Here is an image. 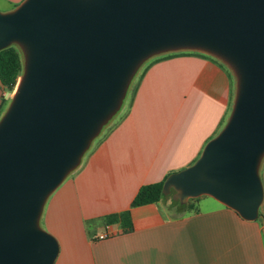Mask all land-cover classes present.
I'll return each instance as SVG.
<instances>
[{
  "label": "water",
  "instance_id": "obj_1",
  "mask_svg": "<svg viewBox=\"0 0 264 264\" xmlns=\"http://www.w3.org/2000/svg\"><path fill=\"white\" fill-rule=\"evenodd\" d=\"M18 45L24 68L0 118V264H54L40 226L49 196L121 108L149 58L214 56L235 74L229 117L163 190L181 202L208 195L256 220L263 201L264 0H24L0 11V50Z\"/></svg>",
  "mask_w": 264,
  "mask_h": 264
},
{
  "label": "crops",
  "instance_id": "obj_2",
  "mask_svg": "<svg viewBox=\"0 0 264 264\" xmlns=\"http://www.w3.org/2000/svg\"><path fill=\"white\" fill-rule=\"evenodd\" d=\"M23 1L0 0V11ZM216 59L175 55L145 70L121 105L120 122L47 199L45 219L60 247L54 264H264V196L256 220L211 196L209 207L199 198L194 210L168 195L131 205L143 185L192 165L225 125L236 92L229 68ZM14 92L0 81V118ZM259 174L264 191V157ZM123 211L130 227L105 221ZM105 231L112 235L98 239Z\"/></svg>",
  "mask_w": 264,
  "mask_h": 264
},
{
  "label": "trees",
  "instance_id": "obj_3",
  "mask_svg": "<svg viewBox=\"0 0 264 264\" xmlns=\"http://www.w3.org/2000/svg\"><path fill=\"white\" fill-rule=\"evenodd\" d=\"M195 53L203 54L197 51H179V52H171V53H166V54L157 56L146 64V66L141 71L137 79V82H139L145 70L154 62L159 61L161 59L171 57V56H175V55L195 54ZM23 68H24L23 56H22L20 49L15 44L3 50H0V81L4 85V87L7 88L9 91H14L17 81L19 77L21 76V74L23 73ZM229 72L231 73L230 70ZM137 82L130 96H132L135 93L136 88H137ZM119 122L120 120L110 124L109 127L106 129V131L102 134V136L99 137L98 142L102 138H104L113 128H115ZM167 177H165L162 181L143 185L139 189L131 205L134 207V206H140V205L149 204V203H157L160 200L164 199L167 196V194L163 190V185ZM198 199L199 197L190 198L186 202H181L178 199L176 203L183 210H194L195 209L194 202L197 201ZM260 218H261V214L259 213V216L257 219H260ZM105 221L107 223L120 222L122 225L130 227L131 226L130 212L123 211L121 213L110 214L105 217Z\"/></svg>",
  "mask_w": 264,
  "mask_h": 264
},
{
  "label": "rangeland",
  "instance_id": "obj_4",
  "mask_svg": "<svg viewBox=\"0 0 264 264\" xmlns=\"http://www.w3.org/2000/svg\"><path fill=\"white\" fill-rule=\"evenodd\" d=\"M19 49H20V51H21V53H22V56H23V61H24V55H23V52H22V50H21V48L18 46V45H16ZM160 56V55H159ZM155 57H157V56H155ZM155 57H152V58H149L147 61H145L141 66H140V68L137 70V72H136V74H135V76L133 77V79H132V81H131V83H130V85H129V88H128V91H127V94H126V96H125V98H124V100H123V103H126V101L128 100V98L130 97V94L132 93V91H133V88H134V86H135V84H136V82H137V79H138V77H139V75H140V73H141V71L143 70V68L146 66V64L150 61V60H152L153 58H155ZM227 66V65H226ZM228 67V66H227ZM229 68V67H228ZM229 70L231 71V73H232V76H233V83H234V88H235V92H236V87H237V79H236V76H235V74L233 73V71L229 68ZM21 76H22V74H21ZM21 76L19 77V79H18V81H17V84H16V87H17V85L19 84V82H20V79H21ZM16 87H15V89L14 90H16ZM120 110V109H119ZM118 112L119 111H117L116 112V114H114V116L108 121V123L106 124V125H104V127L102 128V130H101V132L99 133V135L92 141V143H91V145H90V147L88 148V150L86 151V153L84 154V156L82 157V159H81V162L83 161V159L85 158V156L88 154V152L90 151V149L98 142V139H99V137H101L102 136V134L106 131V129L109 127V125L110 124H112L113 122H114V120L117 118V116H118ZM81 164V163H80ZM76 170V169H75ZM75 170H73L67 177H66V179L62 182V184L66 181V180H68V178L73 174V172L75 171ZM61 184V185H62ZM60 185V186H61ZM59 186V187H60ZM58 187V188H59ZM57 188V189H58ZM56 189V190H57ZM55 192V191H54ZM177 194H178V192L176 191V190H172L171 189V191L167 194L169 197H174V196H177ZM200 199L199 200H201V204H199V206H202V207H204V208H206V207H209L207 204H205V202H204V200H212V199H210V197L208 196V195H202V196H200L199 197ZM195 202H198V201H195ZM213 202V201H212ZM48 201L46 202V204H45V206H44V209H43V212H42V215H41V218H40V226L44 229V230H46V231H48V232H50L48 229L50 228V224L46 221V219H45V216H46V213H47V210H48Z\"/></svg>",
  "mask_w": 264,
  "mask_h": 264
},
{
  "label": "built area",
  "instance_id": "obj_5",
  "mask_svg": "<svg viewBox=\"0 0 264 264\" xmlns=\"http://www.w3.org/2000/svg\"><path fill=\"white\" fill-rule=\"evenodd\" d=\"M112 235V232L110 231H105L103 232L102 234L98 235V239H105V238H108Z\"/></svg>",
  "mask_w": 264,
  "mask_h": 264
}]
</instances>
